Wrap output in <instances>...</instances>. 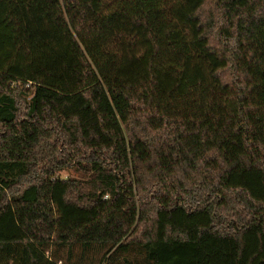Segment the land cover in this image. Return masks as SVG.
Instances as JSON below:
<instances>
[{
  "label": "trees",
  "instance_id": "1",
  "mask_svg": "<svg viewBox=\"0 0 264 264\" xmlns=\"http://www.w3.org/2000/svg\"><path fill=\"white\" fill-rule=\"evenodd\" d=\"M58 263L264 264V0H0V264Z\"/></svg>",
  "mask_w": 264,
  "mask_h": 264
},
{
  "label": "rangeland",
  "instance_id": "2",
  "mask_svg": "<svg viewBox=\"0 0 264 264\" xmlns=\"http://www.w3.org/2000/svg\"><path fill=\"white\" fill-rule=\"evenodd\" d=\"M61 174H62L63 176H65V175L76 176V174H75L74 172L66 173V172L62 171Z\"/></svg>",
  "mask_w": 264,
  "mask_h": 264
},
{
  "label": "built area",
  "instance_id": "3",
  "mask_svg": "<svg viewBox=\"0 0 264 264\" xmlns=\"http://www.w3.org/2000/svg\"><path fill=\"white\" fill-rule=\"evenodd\" d=\"M58 264H60V263H58Z\"/></svg>",
  "mask_w": 264,
  "mask_h": 264
}]
</instances>
